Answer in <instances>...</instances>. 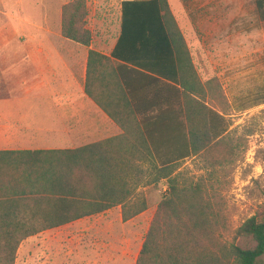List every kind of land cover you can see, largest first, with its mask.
Wrapping results in <instances>:
<instances>
[{"label": "trees", "instance_id": "trees-1", "mask_svg": "<svg viewBox=\"0 0 264 264\" xmlns=\"http://www.w3.org/2000/svg\"><path fill=\"white\" fill-rule=\"evenodd\" d=\"M253 2L264 19V0ZM61 15V36L88 47L86 1L65 3ZM102 76L111 81L96 88ZM84 90L122 132L70 150L0 152V264H13L21 241L43 230L116 206L130 220L147 208L137 190L160 181L165 190L135 264H260L264 210L223 237L212 168L232 149L223 145L228 122L211 99L220 83L199 79L167 0L120 2L111 52L88 49ZM199 155L209 174L195 180L180 167ZM238 238L254 245L241 247Z\"/></svg>", "mask_w": 264, "mask_h": 264}, {"label": "rangeland", "instance_id": "rangeland-1", "mask_svg": "<svg viewBox=\"0 0 264 264\" xmlns=\"http://www.w3.org/2000/svg\"><path fill=\"white\" fill-rule=\"evenodd\" d=\"M85 1L86 27L93 44L105 49L115 38L122 0ZM167 1L199 79L216 78L220 83L221 93L212 94L211 99L228 122L223 145L231 147L232 153L226 163L212 170L229 233L223 232V237L229 240L232 230L264 210V103L245 108L264 98V19L253 0ZM59 3L49 13L52 18ZM58 16L61 26V11ZM0 44V67H24L22 41L17 42L4 23H0ZM9 50L14 55H9ZM208 168L201 155L184 160L180 167L195 180L208 176ZM164 190V181L140 187L137 191L144 195L147 208L130 220L122 221L116 206L32 235L21 241L13 264H135ZM236 244L254 245L248 238H238Z\"/></svg>", "mask_w": 264, "mask_h": 264}, {"label": "crops", "instance_id": "crops-1", "mask_svg": "<svg viewBox=\"0 0 264 264\" xmlns=\"http://www.w3.org/2000/svg\"><path fill=\"white\" fill-rule=\"evenodd\" d=\"M69 1L23 5L22 0H0V23L17 42L21 39L24 65L0 67V152L70 150L122 132L84 90L88 49L105 55L111 52L119 32L120 7L115 38L101 49L94 46L93 38L86 47L61 36L58 13ZM57 3V15L52 18L49 13ZM8 53L14 55L11 50ZM109 81L97 77L95 87Z\"/></svg>", "mask_w": 264, "mask_h": 264}]
</instances>
